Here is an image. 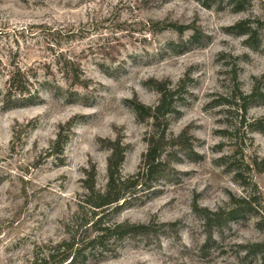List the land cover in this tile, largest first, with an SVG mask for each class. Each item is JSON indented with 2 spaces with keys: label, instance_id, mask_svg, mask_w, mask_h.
<instances>
[{
  "label": "rangeland",
  "instance_id": "374dc122",
  "mask_svg": "<svg viewBox=\"0 0 264 264\" xmlns=\"http://www.w3.org/2000/svg\"><path fill=\"white\" fill-rule=\"evenodd\" d=\"M229 1L209 0L206 8L195 0H0V94L13 61L33 68L41 84L68 89L56 65L61 52L75 59L89 83L73 89L79 95L71 99L44 89L30 106L4 109L0 99V264H28L37 246L66 238L84 170L95 165L98 188L106 187L110 153L101 140L123 138L122 174L137 173L150 122L140 123L126 101L137 96L155 106L159 96L150 79L176 87L186 77L170 131L178 136L189 127L198 156H179L172 175L116 219L177 226L126 242L115 256L90 264H260L247 255L264 241L254 216L214 229L207 241L203 217L193 210L195 201L210 212L225 209L231 195L242 198L254 189L264 200V173H252V186L244 188L218 163L237 146L248 157H264L263 133L226 136L236 115L210 106L231 89L235 60L242 91L264 83V52L230 30L244 18L264 20V0H246L239 13ZM163 23L190 28L179 35L158 30ZM71 119L76 124L64 158L49 156L60 126ZM258 120L264 127V105L248 113V123Z\"/></svg>",
  "mask_w": 264,
  "mask_h": 264
},
{
  "label": "trees",
  "instance_id": "16d2710c",
  "mask_svg": "<svg viewBox=\"0 0 264 264\" xmlns=\"http://www.w3.org/2000/svg\"><path fill=\"white\" fill-rule=\"evenodd\" d=\"M206 8H211L209 0H195ZM246 0H231L228 5L235 12L245 11ZM154 25V24H153ZM160 26L159 23L155 24ZM154 25V26H155ZM190 27L174 23H163L160 31L175 30L179 35L184 34ZM230 30L236 35L245 37L248 48L264 52V20L261 18H244L233 25ZM51 34V33H49ZM59 35H61L59 33ZM67 34L66 36H69ZM73 36L69 37L72 38ZM56 65L62 77L69 84L68 89L58 85L56 89L48 87L47 83L38 81V73L32 69H24L16 62L11 63L5 92L0 94L4 109L30 106L41 99L42 89L53 96H62L71 99L78 96L76 87L88 88V82L83 79L78 63L63 52L56 58ZM187 78L182 79L176 87L168 80L150 79L158 96L155 106L143 104L137 96L127 100L137 120L140 123L150 122V131L145 135L147 150L142 155L141 163L136 174L124 177L122 166L125 162L127 147L123 138L115 140H101V146L110 155L107 160V184L100 190L97 185V169L92 165L84 170L82 180L83 193L76 200V208L65 223L66 238L59 242H48L37 246L33 251V258L28 264H90L113 257L117 251L129 241L149 240L155 238L158 232L172 230L177 223L136 224L130 221L118 222L116 219L125 209L137 201L146 198L156 191L160 181L172 175L175 171L173 162L179 156L193 158L198 156L194 147V137L190 128L183 130L178 136L171 134V118L176 114L179 103L187 92ZM232 86L228 94L212 101L210 106L226 107L228 114L236 115L237 125L231 130H225L226 136L235 135L238 140L240 131L244 134L263 133L261 120L247 122L251 108L264 105V83L258 81L252 87L251 93L241 90L237 74V60L234 63ZM76 122L71 119L60 126L56 140L53 142L49 156L64 158L66 146L69 142L72 129ZM236 140V139H235ZM103 144V145H102ZM105 146V147H104ZM218 163L233 175V180L244 188L252 186V173H264V157H248L245 151L237 146L228 155L218 159ZM263 197L254 189L248 195L238 198L230 197V204L225 209L210 212L201 208L195 201L193 210L203 217L208 229L207 241L213 239V230L222 228L230 222L238 221L247 215L256 218V227L264 232V205ZM248 256H254L258 263L264 264V241L248 247Z\"/></svg>",
  "mask_w": 264,
  "mask_h": 264
}]
</instances>
